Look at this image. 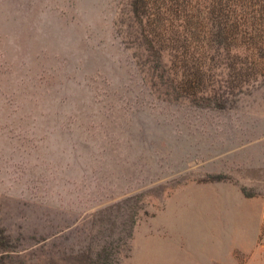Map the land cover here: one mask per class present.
<instances>
[{"label":"rangeland","instance_id":"rangeland-1","mask_svg":"<svg viewBox=\"0 0 264 264\" xmlns=\"http://www.w3.org/2000/svg\"><path fill=\"white\" fill-rule=\"evenodd\" d=\"M0 0V264H264V0Z\"/></svg>","mask_w":264,"mask_h":264},{"label":"trees","instance_id":"trees-1","mask_svg":"<svg viewBox=\"0 0 264 264\" xmlns=\"http://www.w3.org/2000/svg\"><path fill=\"white\" fill-rule=\"evenodd\" d=\"M146 2L147 0H135V3L133 5L134 8V12L136 14H138L140 11L142 12V9H144V7H146Z\"/></svg>","mask_w":264,"mask_h":264}]
</instances>
